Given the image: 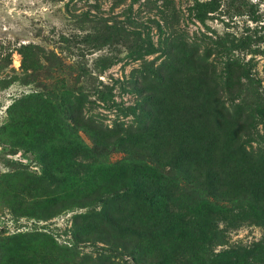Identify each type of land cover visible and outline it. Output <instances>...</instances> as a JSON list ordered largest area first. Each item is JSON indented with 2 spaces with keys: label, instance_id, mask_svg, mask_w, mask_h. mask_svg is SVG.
<instances>
[{
  "label": "rangeland",
  "instance_id": "374dc122",
  "mask_svg": "<svg viewBox=\"0 0 264 264\" xmlns=\"http://www.w3.org/2000/svg\"><path fill=\"white\" fill-rule=\"evenodd\" d=\"M201 1L0 0V264H264V0Z\"/></svg>",
  "mask_w": 264,
  "mask_h": 264
},
{
  "label": "trees",
  "instance_id": "16d2710c",
  "mask_svg": "<svg viewBox=\"0 0 264 264\" xmlns=\"http://www.w3.org/2000/svg\"><path fill=\"white\" fill-rule=\"evenodd\" d=\"M220 0H207V1H201L197 2L195 5V15L198 19H204L208 14L215 11L219 6ZM262 18V13L257 11H250V19L253 21L260 22V19ZM262 28L263 25L259 24V28ZM256 27L253 29L256 32ZM260 31V30H259ZM250 38L249 34H245L241 38H238L237 41L240 46L245 42V40H248ZM242 69H245L244 65L240 66ZM244 78L247 80H252L249 76V72L244 75ZM247 83V82H246ZM242 83V85H246ZM214 86H218L216 83H214L213 87L211 88V92H217L216 88ZM228 88V84L225 83V89ZM219 89V88H218ZM207 90V88H206ZM221 90V88H220ZM264 94V88L256 91L254 93V98L259 106V109H263V105H261V95ZM216 99H213V101ZM262 116L264 117V109L261 112ZM227 117V116H226ZM237 117V116H236ZM235 117V118H236ZM227 117L226 119H228ZM241 119V121H238L235 119L234 125V132H242L247 128L248 125V118L243 119L241 116L238 117ZM231 123V121L229 122ZM86 124V123H85ZM92 134L93 143H102V140L104 136H102V130L96 127H89ZM197 143V142H196ZM225 151L221 152L218 156L221 160L228 159L236 161L238 166H242V170L244 172L243 176V185L244 188L248 191H255L258 193L259 191H262V197L264 199V155H255L250 153L249 151H246L243 147L236 146L234 144H230L228 146L224 147ZM212 188L217 190V193L220 192L219 185H217L216 181L215 184L212 185ZM162 189L156 188L153 193H151L145 201V205L147 206H155L159 204V200L164 198L161 194ZM64 206V205H62ZM157 207V206H156Z\"/></svg>",
  "mask_w": 264,
  "mask_h": 264
}]
</instances>
